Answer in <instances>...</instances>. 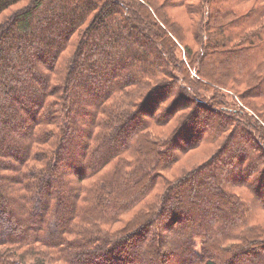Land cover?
Segmentation results:
<instances>
[{
	"label": "trees",
	"instance_id": "1",
	"mask_svg": "<svg viewBox=\"0 0 264 264\" xmlns=\"http://www.w3.org/2000/svg\"><path fill=\"white\" fill-rule=\"evenodd\" d=\"M260 217L264 0H0V264H264Z\"/></svg>",
	"mask_w": 264,
	"mask_h": 264
},
{
	"label": "rangeland",
	"instance_id": "2",
	"mask_svg": "<svg viewBox=\"0 0 264 264\" xmlns=\"http://www.w3.org/2000/svg\"><path fill=\"white\" fill-rule=\"evenodd\" d=\"M188 1H191V2L192 1H195L196 2L197 1L198 2L199 0H188ZM25 3H26V1L21 2V3L17 4V5H15L14 7L10 8L8 11H6L3 15L9 14L10 12H12L15 9H17L18 7L23 6ZM179 11L180 10H177V9H172L171 10V14H172L173 18H176L177 20H179L181 22L182 21H186L185 14L181 13V15H179V13H178ZM193 16L196 17V18H198V16H199L198 12H196L195 14L192 13V12L189 13V17L191 19L193 18ZM153 104L155 105V104H157V102L156 101L152 102V104L150 106H153ZM170 104L171 103H168L167 102V105H165V107L169 106ZM201 117H202V115L200 114L199 116H197V119L194 122L195 128L198 129V130L200 128V121L199 120L201 119ZM175 123L176 122H173L170 125L171 126L172 125H175ZM167 131H169V130H167ZM194 132H195L194 134L196 135L197 134V131L195 130ZM187 135H189V133H187ZM187 135L185 134V136H187ZM215 148H216V146L211 145L208 141H205L200 146H196L194 148H191L189 150H186L185 152L182 151V152H180L179 165H183V164H188V165L190 164V166H191V164L200 165L202 162H204V161L207 160V158L210 156V153L212 151H214ZM166 175L167 176H170L168 173H166ZM197 210H199V209L197 208ZM206 216L207 215H205V217ZM259 219H260L261 222L263 221V223H264V217H260ZM246 262H247V264H249V263H251V260H249V261L246 260Z\"/></svg>",
	"mask_w": 264,
	"mask_h": 264
}]
</instances>
